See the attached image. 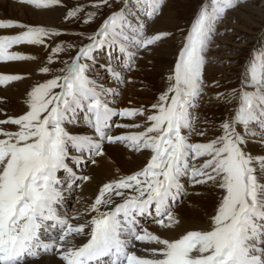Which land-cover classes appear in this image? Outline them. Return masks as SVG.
<instances>
[{"label":"snow or ice","instance_id":"6c2138e0","mask_svg":"<svg viewBox=\"0 0 264 264\" xmlns=\"http://www.w3.org/2000/svg\"><path fill=\"white\" fill-rule=\"evenodd\" d=\"M21 2L41 9L62 4V0ZM240 2L243 0H211V10L207 5L199 9L168 77L169 86L147 115L142 107L111 106L107 97L117 95L116 90L104 88L88 74L95 66L93 53L104 46L118 49L126 58L125 67L132 68L136 53L130 49L147 50L169 32L146 35L144 25L133 24L126 15V6L112 12L99 31L86 37L90 43L82 44L56 70L51 67L53 57L75 46L60 43L51 48L39 72L52 78L31 87L23 114L12 117L5 113L7 118L0 120V264H23L25 258L39 259L49 252L55 253L62 264H105V258H110V264H264V155L254 156L244 147L249 137L264 135V52L254 50L237 89L217 93V99L227 96L229 102L236 101L232 115L219 125L221 134L204 143L190 142L195 119L191 110L204 91L206 52L215 25ZM135 3L148 17L156 16L163 6L162 0ZM101 4H108V0L91 7ZM81 13L84 8L77 5L67 11L65 20L82 18L88 23L95 15ZM9 27L22 30L0 35V61L37 59L10 49L13 45H44L46 39L62 35L42 25L0 20V28ZM102 67L118 82H124L111 63ZM23 78L0 74V85ZM81 114L92 134H72L66 127L77 123ZM114 116H143L144 124L116 125L143 130L111 135ZM5 124L15 125L17 130H5ZM197 134L203 136L205 132ZM105 141L123 143L135 152L150 150V158L139 170L104 183L88 208L95 214L73 224L58 211L63 182L57 173L64 170L68 174L71 188L76 173L67 163L69 146L81 154L72 158L78 162L85 152L105 155ZM198 159H202L198 166L192 163ZM91 163L97 161L92 159ZM189 175L193 187L211 185L220 192L207 229L189 230L178 238L166 239L140 227L137 216L153 206L155 222L161 228L179 224L171 203L184 192L181 177ZM114 197L121 202L116 203ZM71 219L80 220L81 214ZM49 229L55 234L45 240L43 235ZM78 236H85L86 242L76 245L73 241ZM137 241L155 246L142 249L146 255H138L132 250Z\"/></svg>","mask_w":264,"mask_h":264},{"label":"rangeland","instance_id":"374dc122","mask_svg":"<svg viewBox=\"0 0 264 264\" xmlns=\"http://www.w3.org/2000/svg\"><path fill=\"white\" fill-rule=\"evenodd\" d=\"M97 3H100V0H62L61 5L48 8V10L49 9L54 10L53 8H56V11L53 12L55 14L57 13L56 14L57 20L56 18L54 21L50 20L49 22L51 23H48L47 26L45 27L56 29L60 31L62 35L50 39H46V43L44 44V51L42 52V54L38 56L39 68L44 66L48 56L51 55L52 47H55L56 44H60V43H72L75 47H73L70 51L62 52L57 57H53V63L51 67L54 70L63 67L64 65L61 63V61H68L75 55L76 50L82 44L90 43V41L87 40L86 37L99 31L104 21L112 14V12L119 11L121 8H125L126 6L128 11H132L130 9L136 6L135 0H127V5H126V0H108V4H101L99 8L91 7V5ZM77 5H80L84 8V13H81L80 14L81 16H83L87 12L95 13L94 17L88 23H84V20L82 18H73L70 20H65L67 11ZM162 5L163 6L161 11L156 16H154L152 20H149V22L147 23L148 24L147 35H152L160 31L169 32L170 35L162 38L157 43L151 45L147 50L141 49V51L139 52V54L140 53L141 54L137 59L138 61L136 65L130 70V72H127V79L125 82V86L120 90L121 92H120V97L117 100L118 102H115L113 98L112 100L111 95L108 96V99H110V101L113 103L112 107H116V108L117 106L122 108L124 107L122 105H119V100L122 98V94L124 92L123 90H125L128 85L135 84L134 79L130 78V75L133 72V70H136L138 72V75H142L144 73L142 75V77H144L146 74L145 71L147 70L154 71L156 69L155 71L157 72L161 71V72L158 74L156 82H154L153 84H149V82L145 80L140 81L139 78H137L136 80V84L139 83L136 88L137 91L143 92L145 90L146 91L148 90L147 93L152 92V94L150 95L152 96L154 95L153 98H151L149 95L145 94L142 98H139L140 101L143 102H140L139 100L137 102V103L149 102L148 104L140 105V107L146 110L145 113L146 115L150 114L151 105L157 102L159 94L165 91L169 86L170 82L168 80V77L174 71V66L176 59L178 57L179 50L182 47L184 39L199 9L202 6L207 5L209 10H211V6H212L211 0H162ZM134 12L135 11H133V14ZM131 16L132 15L130 14L129 17ZM254 50L255 52H264V0H243V2L238 3L236 7L228 9L215 25V33L212 37V41L209 44L206 52V58L208 62L204 67V76H203L205 83L204 91L202 92L200 98L196 101V105H198V107H196V109L194 108L191 110L192 113L194 112L192 114L193 117H195L194 121H196V119L197 120L201 119V116L204 114L203 113L204 109L206 111L210 109H214L216 106H218V103L225 101L224 99L227 96H221L219 99H217V93H229L231 92V90L237 89L239 87L241 83L240 77L244 70V66L246 62L249 60L250 56L253 55ZM162 54L163 56L167 54L169 57H172V61L170 62L171 64L169 63L167 68L165 69L163 67H158V65L155 62V60L159 58L158 56L160 55L162 56ZM93 55L94 57H96V59L99 58L97 56V52H94ZM140 60L146 62L148 68L139 65V63L142 62ZM98 66L101 67V64H98ZM39 68L37 69V73L35 74L36 76L33 75L31 77L33 79L31 78L29 79V83L31 84V86H33L37 82H44L45 80L52 78L50 74L40 73ZM100 71L101 68H97V66L95 65L94 67L90 68L89 73L91 74L92 72H94L97 75H100L101 78ZM226 73H228V75H226ZM105 78L106 77L104 76L102 77V79L106 81ZM114 84L116 83L114 82ZM106 85L107 88L113 89L112 87L114 86L113 82H108V84L106 83ZM119 86L120 84L117 85V87ZM134 98L135 97L133 96L129 97L130 101H127L128 106L135 107L133 106L134 100L137 98L135 99ZM147 98H149L150 101L147 100ZM231 103L232 105L229 108L230 109L229 113L227 114L224 113L226 114L225 118H219L216 116L214 117V114L212 112H208L209 113V114L207 113L208 115L204 114L206 115L207 121H204L206 123H204V126H202L201 124L198 125V128L194 125L190 134V138L192 137L196 138V140L193 138L192 139L197 142L200 141L201 139V141L203 140L202 143H204L207 142L204 141L207 132L209 133V137L210 138L212 137V139L215 136L221 134L219 125L223 122V120L229 118L232 115L233 110L236 107V101H231ZM198 110L199 112H197ZM139 117H134L131 121L127 123H131L132 121L135 122ZM144 118L145 117H143V119ZM207 122L210 123L208 124ZM116 125L117 122L114 123L113 130L116 128ZM212 127L213 129H211ZM203 128L205 129L204 131L205 135L203 136L198 135L197 134L198 131ZM135 130L137 129L117 128L116 132H129ZM185 133L188 135V130H185ZM261 141H264V135L249 137L247 144L244 146L245 151H247L246 146H248L251 143H256L259 146L264 147V143H262ZM110 144H115V143H110ZM123 145L125 146V144ZM149 151L150 150H148L150 156ZM247 152L252 153L250 150H248ZM146 162L144 163V165L146 164ZM194 162L198 166L200 163H202V159L193 161V163ZM188 179H190V175ZM84 184L85 182L81 185V187ZM190 185L191 186L189 188L191 189H197V188L200 189L206 186V185H196L195 187H193L192 183H190ZM209 186L212 191H218L211 185Z\"/></svg>","mask_w":264,"mask_h":264},{"label":"bare ground","instance_id":"6f19581e","mask_svg":"<svg viewBox=\"0 0 264 264\" xmlns=\"http://www.w3.org/2000/svg\"><path fill=\"white\" fill-rule=\"evenodd\" d=\"M53 9L54 10H50V9L48 10V8L47 9L36 8L34 6L29 5L26 2H21V0H0V20H14V21L23 22L25 24H30V25L47 26L48 23H51L49 22L50 20L54 21L56 18L57 13L55 14L53 12V11H56V8H53ZM21 30L22 29L18 27L0 28V35H14V34H17ZM10 50L20 51L26 55H32L36 57L37 59L22 60V61H0V74H19L24 77L23 79L19 81L9 82L6 85H0V120L6 119L7 116H12V117L19 116L27 110V105L25 101L27 99V92L30 91L32 87L31 84L29 83V79L37 73V69L39 68L38 56L42 54V52L44 51V45H27V44L13 45L12 49ZM132 51L134 52V50ZM158 57L159 58L156 59L155 62L158 65V67H163L164 69L167 68L168 64L172 61V57H169L167 54L165 56H163L162 54V56L160 55ZM139 65L148 68V65L144 61L140 62ZM169 67H172V66H169ZM155 70L145 71L146 74L144 77H142L144 73L142 75H138V72L136 70H133V72L130 75V78L134 79L135 84L128 85L126 87V89L128 90L126 89L123 90L124 92L122 94V98L119 100V105H122L124 107H130L128 106L127 101H130L129 97H132V96L137 98V99L134 98L135 100H134L133 106L140 107V105L148 104L149 102L148 103L147 102L137 103L138 100L140 101L139 98H142L145 94L149 95L151 98H153L154 95L153 96L150 95L152 94V92L147 93L148 90L147 91L145 90L143 92L137 91L136 88L139 83L136 84V80L137 78H139L140 81L145 80L149 82V84H153L154 82H156L158 74L161 72V71L157 72ZM88 74L91 78L96 80L97 83L102 84L104 88H107L106 81L104 79L101 80L100 75H97L94 72H92L91 74L90 73ZM226 75H228V73H226ZM119 97L120 96L118 95H115V96L111 95V99L113 98L115 102H118L117 100ZM147 100H149V98H147ZM224 100L225 101L223 102L218 101L220 102L218 103V106L216 107L214 106L216 109L214 108V109H210L207 111L204 109L203 113L208 115L209 114L208 112H212L214 114V117L216 116L219 118H225L226 117L225 115L229 113V110H230L229 108L232 105V103L229 102L228 97H226ZM140 102H143V101H140ZM120 108L122 107L117 106V109H120ZM150 110H151V107H150ZM197 112H199V110ZM5 113L7 114V116L5 115ZM204 114L203 115L201 114L202 116H201V119L199 118L200 120L196 119V121L193 122V126L195 125L197 128H198V125L200 124L204 126V123H206L204 121H207L206 115ZM133 118L120 116V118L117 120V124H125L131 121ZM144 119L141 116L135 122L132 121L131 123L144 124L145 123ZM2 127L8 131L17 130V126L11 125V124H5ZM66 127L68 128V130L76 131L77 133H82V134L89 133V129L82 123L81 118H79V121L76 124H69V125H66ZM117 128L118 127H116L113 130L112 135H120V134L125 133V132H116ZM204 128L199 130L198 132L205 131ZM135 129H137L135 131L143 130L142 128H135ZM211 129H213V127ZM206 134L207 135L205 136L204 141H208L212 139V137L211 138L209 137L208 132ZM0 138H3V137L0 136ZM192 138L196 140V138L194 137ZM192 138H190V141L192 143H197V141L193 140ZM197 139H200V138H197ZM202 141L200 139V141L198 142L202 143ZM108 144L110 143H106L104 145L105 155L94 156L90 159V160L95 159L97 163L95 164L91 163L92 164L91 165L88 162L85 175L90 177V179L87 180V182L85 181V184L80 189H78L79 191H77V195L73 199L74 201L69 204V208L71 209L70 210L71 217L81 214L80 220H71L73 224L82 223L84 222V220L90 219L91 216L95 214V213L88 211V208L94 202L96 196L99 194V189L104 183H107L108 181L112 179L118 178V176L120 175H129L132 172L139 170L140 168L143 167L144 163L146 162L149 156L148 150H142L141 152H135L121 143H115V144H110V145ZM246 149L247 151L250 150L252 152L251 154H253L254 156L264 155V147H261L256 143L249 144L248 146H246ZM188 177L189 176L183 177V178L187 179V182L189 180H192L191 178L188 179ZM181 184L184 185L183 182H181ZM190 186L191 185H189V187ZM219 196H220L219 190L212 191L209 185H206L204 186V188H200V189L188 188V194L183 198L181 203L175 207L174 212H173V214L179 220V224L175 225L174 227L165 229V228H161V226L158 225L156 222H153L147 225L145 228L148 229L150 232L156 235H159L162 238H166V239L178 238L180 235H183L186 231H189V230L207 229L209 216L211 214H214L213 210H214V207L216 206V202L219 199ZM102 210H105V209H102ZM85 238H86L85 236H78L74 239L73 242L75 244H80L83 242ZM135 245L136 247L132 250L137 251L138 255H146V253L142 251V249L151 248L155 246V245H150V244H144L142 242H136ZM23 264H62V262L58 259L57 255L54 253L53 255L41 256L39 259L28 260L26 262H23Z\"/></svg>","mask_w":264,"mask_h":264}]
</instances>
